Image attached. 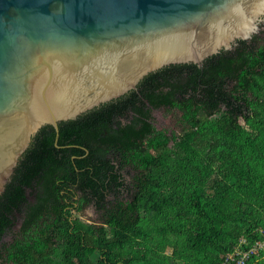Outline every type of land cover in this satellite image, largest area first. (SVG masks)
Returning <instances> with one entry per match:
<instances>
[{"label": "trees", "instance_id": "16d2710c", "mask_svg": "<svg viewBox=\"0 0 264 264\" xmlns=\"http://www.w3.org/2000/svg\"><path fill=\"white\" fill-rule=\"evenodd\" d=\"M258 41L202 69L150 73L59 133L43 127L0 196V264H224L241 238L244 249L264 239ZM161 109L175 116L172 135L153 125ZM246 264H264V251Z\"/></svg>", "mask_w": 264, "mask_h": 264}, {"label": "water", "instance_id": "95a60500", "mask_svg": "<svg viewBox=\"0 0 264 264\" xmlns=\"http://www.w3.org/2000/svg\"><path fill=\"white\" fill-rule=\"evenodd\" d=\"M264 0H0V196L45 126L259 31ZM58 137V136H57Z\"/></svg>", "mask_w": 264, "mask_h": 264}, {"label": "rangeland", "instance_id": "374dc122", "mask_svg": "<svg viewBox=\"0 0 264 264\" xmlns=\"http://www.w3.org/2000/svg\"><path fill=\"white\" fill-rule=\"evenodd\" d=\"M258 25H259V31L256 33V35L259 38L258 45H260L263 44L264 41V15L259 20ZM153 125L158 130H165L168 132H170V130L174 131V128L175 130L177 129L175 116L166 109L153 111ZM96 219H97V212L93 206L87 208L86 211L83 214H81V220L85 221L86 223H94ZM18 228L19 225L16 226L15 230H17ZM11 239L12 236L11 234H9L6 235L4 241H11Z\"/></svg>", "mask_w": 264, "mask_h": 264}, {"label": "built area", "instance_id": "2783aa9c", "mask_svg": "<svg viewBox=\"0 0 264 264\" xmlns=\"http://www.w3.org/2000/svg\"><path fill=\"white\" fill-rule=\"evenodd\" d=\"M260 233L264 236V229H261ZM245 243V238H241L240 245L235 248L234 252L228 254L224 264H246L251 256H257L261 251H264V239L256 241L250 249L241 247Z\"/></svg>", "mask_w": 264, "mask_h": 264}, {"label": "flooded vegetation", "instance_id": "af4514ba", "mask_svg": "<svg viewBox=\"0 0 264 264\" xmlns=\"http://www.w3.org/2000/svg\"><path fill=\"white\" fill-rule=\"evenodd\" d=\"M156 111H159V110H156ZM174 130H175V128H174ZM173 130H170V132H169V135H172V132Z\"/></svg>", "mask_w": 264, "mask_h": 264}]
</instances>
